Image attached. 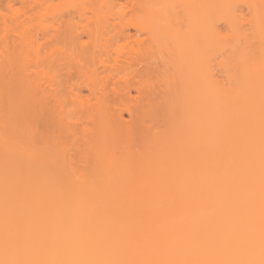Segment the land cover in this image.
Instances as JSON below:
<instances>
[{
	"label": "rangeland",
	"instance_id": "1",
	"mask_svg": "<svg viewBox=\"0 0 264 264\" xmlns=\"http://www.w3.org/2000/svg\"><path fill=\"white\" fill-rule=\"evenodd\" d=\"M110 1L0 0V170L4 172L7 169L5 174L0 171V193L4 190L12 193L15 187L30 186L34 182L30 174L26 172L27 167H24L26 171L22 169L21 163L25 161L22 162L21 156L24 154L21 155V151L23 150V153L29 146L33 119L31 103L35 92L36 97L43 98L45 101V113L39 123V131L41 137L46 134L48 139L46 144L48 152L45 154L47 161L51 160L47 163L49 168L53 167L50 170H54L56 181L59 183L47 191L48 199L63 202L50 203L54 207L61 204L72 208L69 214L63 215L62 222L54 220H57L54 234L45 233L43 238L37 232V225L21 226V232H27L35 239L39 252L49 257L56 253L57 241L60 237L66 239L71 248L79 244L81 239L74 240L72 233L62 225L81 226L82 219L86 216L84 210L97 204L98 201H102V204L114 203L129 206L141 230H154L157 218L154 217L155 213L168 206L170 203L167 202L184 200L175 195L168 196L170 188L184 187L188 191L192 190L193 182L187 178L179 179V177L186 176V173L194 169L200 173L203 172L205 170L204 159L210 156L219 159L220 155L227 153L225 149L222 150L223 144L227 143L226 146H229L228 153L236 154L239 151L236 152L237 149L235 150L232 141L246 140L240 144L243 146L246 144L247 152L251 149L252 152L250 150L249 152L252 154H264L262 152L264 144H261L264 139L262 142L257 140L259 135L257 132L261 129L258 127L264 125V75L252 73L237 76L236 74V78L228 79L224 77L226 74H222L223 72L214 65L218 72L214 79L206 72L204 73L202 67L199 68L198 65L196 67L195 64V66L193 64L188 66L187 63L191 64L190 56L193 58L192 53L200 51V47L205 44L208 46L209 39L203 30L204 27H208L207 24L203 26V23H200L201 25L197 26L204 32L195 29L202 36L195 33V30L193 31L194 27L197 28L194 26L196 25L194 20H198L199 17L196 18L194 13L192 14L193 10H190L191 13L188 12L189 8H186L185 4L184 10H187L186 12L190 13L193 19L191 20L190 17L189 20L186 17L185 21L192 23L193 26L181 24L182 27H178L179 17H185L186 12L181 7L185 1L140 0L139 6L141 7L131 6L130 0ZM129 7L131 8L126 9ZM247 8L243 6L242 10L249 16L250 10ZM228 14L227 9L221 8L216 15L218 18L226 19ZM132 16H136L134 20L137 19V23H140L141 32L137 31L138 29L134 28L133 24L131 26V22H136L132 20ZM176 17L178 19L174 20ZM223 21L216 24L220 27V32L231 33L226 24V27H223L226 23ZM186 26L188 30H192V33L191 30L188 31L189 33L195 37L197 35L198 38L201 37L198 41L196 38L197 42L193 39L194 37L192 41L190 40L191 43L188 41L187 50L190 49L191 53L189 52L190 56L187 55L189 57L187 59L190 62L182 61L186 60L184 57L186 54L183 53V51L186 52L185 46L179 48L182 46L183 40L181 39L184 36L182 32L179 36L178 30L179 28L187 30ZM244 27L249 31H251L250 28L252 29L249 23ZM93 28L97 30L94 34H92ZM105 32L108 35H105ZM96 33L101 36L97 37ZM191 34L188 35L192 36ZM190 36L188 39L191 38ZM137 40L140 44L136 43ZM143 40L144 45L149 44L146 46L149 48H147L148 51L142 45ZM213 42L215 44L212 46L211 43L210 47L216 46L213 51L216 56L213 58L214 62L219 61L221 56L233 53L232 48L226 44H223L224 47L221 44L222 48H220V44L216 43L217 40ZM196 43L202 45H198L199 50H195ZM229 43L232 44V42ZM101 44H104L102 45L104 50L100 47ZM188 45H193V48H189ZM204 47L206 45L202 48ZM181 48H184L183 51ZM133 49H139L141 53H138L142 56L136 55ZM218 49H221V52ZM129 51H131L130 54L139 58L144 56L151 61L150 63L157 62L154 65H160L161 59L173 60L177 65L173 68L175 72L172 71L177 73L171 72L172 76L169 75L173 81L168 76L167 80L162 79L160 84H157L159 75L155 77L157 85L155 86L160 91L156 89L155 92H159L150 97V100L141 107L137 122L132 120L126 112L121 116L116 115L113 106L110 108L109 104L108 106L102 101L97 102V99L95 100L85 87L81 90L79 100L76 99V95L71 91L73 86H70L76 81H85L88 77L79 75L75 68L71 73H67L64 69L66 62L77 59L90 65L93 60L98 61L104 58L108 67L98 65L97 72H89L88 75L91 79L93 78V82L97 81L99 90L108 91L110 96L114 97L113 87L120 85L127 75L129 59L132 56ZM222 51H224L223 54ZM115 57L117 59H114ZM139 67L143 66L139 65ZM159 73L162 75L161 71ZM110 74H112L111 77ZM173 74L177 78L174 79ZM42 88L45 90L44 93L41 91ZM22 91L27 106L24 110L25 117L20 116L21 119H19L20 117L16 116L17 113L10 111L11 108L9 109L8 106L11 105L5 100L12 98L14 101L15 96H19ZM12 95L14 97H11ZM131 95L137 96L138 92L134 89ZM56 97L60 99L61 105L56 102ZM105 104L107 109L103 106ZM254 119L258 120L259 124H256ZM252 122L255 125L253 127ZM262 129L260 133L264 138V128ZM258 142L262 147L261 150L258 149L260 147L257 146ZM92 145H95L94 151L89 149L93 147ZM12 152L15 153H13L14 160H7L8 162L5 160L7 163L1 161L2 158H8ZM26 157L25 159H28ZM24 163L23 166L26 165ZM41 197L38 203H44L45 206L48 200L43 195ZM2 198L0 195V202ZM196 200L195 197L189 196L185 201L195 202ZM172 204L179 206L177 215L180 218L181 234L184 236L181 242L183 244L192 242V238H188L191 236V222L188 213L194 212L192 208L200 203ZM254 209L253 206L243 208L242 215L251 213ZM234 212L235 208L229 207L225 215H234ZM52 217H46L43 221L47 223L53 219ZM84 235L92 234L90 230H85ZM12 239H16V230L12 233ZM169 240L171 241H166L167 245H175L178 241ZM149 244L139 264H155L162 259L166 245L162 244L159 247L152 242ZM198 250L200 255L196 257L197 264H204V262L216 264L221 257L226 259L234 257L229 253L231 246L225 243H217L214 247ZM118 257L122 258L119 255ZM31 262L32 264H43L39 261V255H34ZM4 264L26 263L23 257L16 253L13 257L10 255Z\"/></svg>",
	"mask_w": 264,
	"mask_h": 264
},
{
	"label": "bare ground",
	"instance_id": "2",
	"mask_svg": "<svg viewBox=\"0 0 264 264\" xmlns=\"http://www.w3.org/2000/svg\"><path fill=\"white\" fill-rule=\"evenodd\" d=\"M130 1H131V6L133 7H136L137 5L139 6L141 4L140 0H130ZM179 1L181 2L185 1V3H183L182 6H181L182 3L179 5L183 8L185 4L187 6L186 8H189L187 9L189 10L188 12L191 13L192 11L190 10H193L192 14L194 13L196 18L199 17L198 20L196 19L194 20V23L196 24L194 26L197 27L201 25L200 23H203V26L208 25V27H204L207 29H204L203 27L202 28L203 30H205V36L207 37V39H209V43H208L209 45L207 46V44H205L206 45V47H204L205 49L202 48L205 45L202 46L198 44L199 46L202 47H200V51H196L195 53H192L193 54V58H192V56H190L189 54V52L191 53L190 49L187 50L188 41L191 43L192 41L191 39L193 37H194L193 39H195V42L200 40L201 37L198 38L197 34L203 30H199L200 27L197 28L194 27L193 31L195 29H198L197 31H199L197 33V31L195 30L196 31L195 33H197L196 37L191 34L192 33L191 29H189L191 30V33H189L190 31L188 30L187 26H189L190 24L192 25V23L186 22L185 20L187 18H189L190 20V17L192 15L190 13H187L186 12L187 10L185 11L184 10L185 8H183V10L187 13L186 14L184 12L185 17L183 18L181 16L183 14L182 13L180 15L181 18L178 16L179 19L178 17L174 19V20L177 19L179 20L177 21L179 23L178 27H182L180 26L181 24H183V26L187 25L185 27L187 28V30L180 28L178 30L180 33V34L178 33V35L180 36L182 32L183 33L182 36H184V38L181 36L183 39L180 38L181 40H183L184 44L181 42L182 46H179V48L185 46L184 48L186 50L185 52L183 51L184 48H181L183 53L186 54L184 56V54L181 53L182 56L186 57V60L184 59L182 61H187V62L191 61V64L186 62L188 66L195 64L196 67L197 65L198 67L200 66L199 68L202 67V69L204 70L203 72L204 73L206 72L212 78H214L218 73L215 70L217 67L221 70V72H223L222 74L227 75V76L224 75V77L228 79L229 78L233 79L234 77L236 78L240 74L247 75L252 73L253 74L258 73L260 75H264V0H183V1L179 0ZM110 2H112V0ZM110 2L108 3L111 4ZM114 2H116V0H114ZM106 3L107 2H105V4ZM241 6L248 7L247 10L248 9L250 10L249 16H247V14H244ZM130 8L131 7L126 9H130ZM221 8H225V10L227 9L229 12L228 17L226 19L218 18L217 17L218 15H216L218 14ZM109 13H111V11ZM134 17L132 16V20L136 21L137 19L134 20L135 19ZM129 20L131 22V18H129ZM191 20H193L192 17ZM220 21L226 22L223 25L226 24L227 27L229 28V31L231 30V33L220 32L221 31L219 30L220 27L217 26L218 25L217 23H221ZM248 23L252 25V29L250 28L251 31H249L246 28L247 26L244 27V25ZM132 24L134 28L138 29L137 31L140 30L139 22L138 23L137 21L135 23L131 22V26ZM226 25L223 27H226ZM131 26L129 25V27ZM141 27L143 26L141 25ZM117 29L118 28H116V30ZM121 29L122 28H120V30ZM141 31L142 30H140V32ZM148 31L150 32V30ZM94 32H97V30L95 29L92 32V34H94ZM98 34L96 33L97 37L101 36ZM188 34H191L192 36ZM105 35L108 34L106 33ZM188 36H190L191 38L188 39ZM199 36H202L201 33H199ZM206 37L204 38L205 42H206ZM232 39L234 40L236 39L235 40L236 43L235 42L233 43L234 40L231 41ZM215 40L219 42V43L216 42L217 44H220L219 46H221V44L222 45L226 44L227 46L231 47L233 53L227 54L226 56L225 55L221 56L222 58H220L219 61L214 62L213 58L216 56L213 53V51L216 46L215 47H210V46L211 43L212 46L215 44L213 42ZM138 42L136 43L140 44V42L139 43ZM229 42H232V44H230ZM144 43L145 42L143 40V44L142 43L141 44L143 45V47L145 46L144 48L148 51L149 48L148 47H147L148 49L146 48L148 43L146 42L147 43L146 45H144ZM181 43H178V45L179 44L181 45ZM102 45L104 44H101L100 46L101 48ZM195 45H197V43ZM198 45L197 48L195 46L196 48L195 50L197 49L199 50ZM188 46L189 48L190 47L193 48L191 45ZM149 47L151 50L152 49L151 45ZM220 48H222V46ZM102 50L104 49L102 48ZM133 50L136 51L135 52L136 55H139L141 53L139 49H133ZM94 52H96V50ZM130 52L131 51H129V54ZM223 52L224 51H222V54ZM136 55H132L131 58L129 56L130 63L129 66L127 67L128 69L124 68L128 70L127 75L123 79L122 83H120L122 80L119 82L120 85H116L113 87L112 90L114 94L112 95L114 97H111L109 94L110 92L108 91L99 90L97 81L96 84L95 82H93L94 81L92 80L93 78L91 79L88 75L89 72L90 73L97 72L98 65L107 66L108 63L107 61H105L104 58L99 57L100 59L98 61L93 60L92 62H90L91 63L90 65L88 63L85 64L83 61L77 59H73L66 62L64 64V69L67 70V73L68 72L71 73L72 69L75 68L79 75L81 76L85 75L84 77H88L89 79L88 80L85 78L86 79L85 81L84 80L82 81L79 80L80 82L76 81L74 85L72 84L70 86V87L73 86L71 88V91L74 92L73 94L76 95V99L79 100L78 98H80L81 90L85 87L90 91V93L93 95L95 100L97 99L96 100L97 102L102 101L107 105L109 104L110 106L109 105L108 106L110 108L111 106H113L115 108L114 112L116 111V115L121 116L124 112H126L132 120L135 121L138 120L141 107L150 100V97L154 96V94H157L160 91L159 88L156 87L157 85L155 83V77H157V75L160 76L157 77V81H156L157 84L158 83L160 84L162 79L167 80L170 76H172L171 74L175 72L173 68L177 67V65L174 64L173 60H167V59H161L160 65L158 64L154 65L157 62L152 61L154 63H150L151 61L146 59L144 56L142 58H139L140 56H142V54H140L139 57ZM187 55H189L192 58V59L190 58V61L188 60L189 57ZM114 59L117 58L115 57ZM139 65L140 66L142 65L143 67L140 68ZM214 65H216L217 67H214ZM121 67H123V65ZM177 70L178 69H176V71ZM160 71L163 76L160 75L159 73ZM236 74L237 76H235ZM111 75L112 74H110L109 76L111 77ZM174 76H173L174 79L177 78L176 75ZM171 80L173 81L172 78ZM171 80L169 79L170 82ZM134 89L138 92L137 96L131 95V91ZM156 89L159 91L155 92ZM41 91L44 93L45 92L44 88H42ZM19 94L22 96L23 91L20 92ZM35 95L36 94L34 92L33 100L31 99L32 100L31 113L33 119L30 128L31 133L28 142L29 146L26 147L27 150H25L23 153H22L23 150L21 151L20 149L21 155L24 154L23 156H21L22 162L25 161V163L24 162L23 163L26 164L23 166V163H21L22 169L24 167L25 168L27 167L26 169L27 171L25 170V168L24 170L30 174V178H32L34 182L30 186L29 185H26L24 187L21 185H20L21 187L17 186L15 187V190L13 189L14 191L12 193H10V191L7 190H4L0 193L1 197H3L2 201L0 202V264H4L6 261H8L10 255L13 257L16 253L23 257V260L25 261L26 264H32L31 260L34 255H39V261L40 263L43 264H139L141 261V257L145 254L146 249L150 245L149 243L151 242L155 245L156 244L159 245V247L162 246V244L166 245V248L164 249L165 252L162 255V259L160 260V262H156L155 264H197L196 257L197 255H200L198 249L199 248L206 249L209 247H214L216 246L217 243H225L230 245L231 250L229 253H231V255H233L234 257L233 259H226L224 257H221L216 264H264V154L262 153L260 155L252 154L249 152V150L251 151V149H249L247 152V149H245L246 144H244V146L242 145L243 144L242 141L244 140L240 141V139H239L240 142L238 140L236 141L233 140L234 142L231 140L233 146L235 147V150L237 149L236 152L239 151L238 153L236 154L228 153L227 148L229 146H226L227 143L223 144L222 150L225 149L227 153H223L222 155H220L219 159H217V157L214 156H210L209 158L204 159L203 164L205 170L203 172L200 173L199 171L194 169L193 171H189L188 173H186V176L182 175L179 177V179L187 178L189 181L193 182L194 186L192 190L189 191L184 187H181L180 189H176L175 187L170 188V191H168L167 193L168 196L175 195L176 197L184 198V200L167 202L170 204L165 208H163V210L160 211L159 209H157L159 211L156 212L154 215V217L155 216L157 217L154 230L151 229L141 230L140 226L135 221L136 219H134V214L131 212L129 206L125 204H114V203L102 204V201H98L96 202L97 204H93L89 206L86 210H84L86 216L83 217L82 219L83 222H81V226H77L74 224L67 226L62 225L65 229H67L70 233H72L74 240L76 238H79L78 240L81 239L79 244H76L74 248H71L68 246L67 240L64 239L63 237H60L57 241V251L55 254H53L51 257H49V255L46 254H41L38 250V246L36 244L35 239L27 232L26 233L21 232V226L37 225V232L43 238L46 235L45 233L54 234L55 224L57 223V220L59 222H62L63 215L69 214L72 208L68 206H63L61 204L60 205L57 204L54 207L52 206L53 204L50 203H63V202L54 200L52 198H51L52 200L48 199L49 197L47 191L49 189L54 188V186L58 185L59 183L56 181L57 177H56V173H54V170L52 171L50 170V168L53 169V167L50 166L49 168L48 166L49 163L48 161L51 160L48 159L47 161L46 158L47 157L46 152H48L46 150L47 148L46 144L48 143V139L46 137V134H43V136L41 137L39 131V123L42 120V117H44V113H45V109H44L45 101L43 98H38ZM19 96H15L14 101H12V98L11 99L8 98V100L10 99L13 103L16 102L15 104L9 102L10 100L9 101L5 100L7 104L10 103L9 105H11L8 106L7 104H5V106H8L9 109L11 108L10 111H12L14 114L17 113L16 114L17 117L21 116L22 118H24L26 115L24 110L27 106V101L26 100L24 101L25 96L24 97L22 96V98L21 96L20 97ZM11 97L14 96L12 95ZM59 101L60 99L56 97V102L60 103ZM105 105L103 106L107 109L108 107L107 105L106 106ZM21 117L19 119H21ZM10 119L12 120V116ZM255 123L259 124V121L257 120ZM251 126L252 127L255 126L254 123L253 125L251 124ZM258 126L259 125H257V127ZM260 127L261 129L259 130L261 132V130L263 131L262 128H264V125L263 126L260 125L258 128ZM260 132H257L260 135V137L256 133L258 135V138L260 139H258L257 137L255 138H257V140H260L262 142L264 138L263 136H261ZM258 144L257 146H260V144L259 145ZM261 144H264V142H262ZM92 146H93L92 148H89L91 151L95 148L94 147L95 145ZM262 147L264 146L262 145ZM262 147L260 146L258 147V149L261 150ZM15 148H19V147H15ZM25 152H27L26 155ZM262 152H264V150ZM13 153L14 152L10 153V155L8 154L9 159L6 157L5 159L1 157L3 159L1 161L5 162V160L6 161L14 160L15 153L14 154ZM25 157L28 159H25ZM0 171L2 172V170ZM4 172L6 173L7 169L4 170ZM4 172H2V174ZM41 195L45 196V198L48 200L47 201L48 203L45 204V206L43 205L44 203H38ZM189 196H193L197 200L195 202L185 201ZM90 203H94V202H90ZM172 203H200L196 207L192 208L194 212L190 211L188 213V217L191 222L190 225L191 236H188V238H192V242L185 244L181 242V240L184 239V236L183 234H181V229H180L181 223L179 222L180 218L177 215V211H178L177 208L179 206H175V204ZM251 205L255 207L253 212L242 215V209L247 207H252ZM229 207L235 208L234 215H230V216H228V214L225 215V212ZM46 217H52L53 219H50L47 223H45L43 219ZM55 219L57 220L54 221ZM15 230H16V239H12V233ZM85 230H90L92 235L85 236L84 235ZM169 239L178 240V241L175 245L174 244L167 245L166 241H171ZM149 240H153V241H149ZM118 255L121 256L122 258L119 259ZM135 261L137 262L134 263ZM204 264H206V262H204Z\"/></svg>",
	"mask_w": 264,
	"mask_h": 264
}]
</instances>
